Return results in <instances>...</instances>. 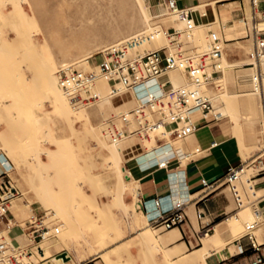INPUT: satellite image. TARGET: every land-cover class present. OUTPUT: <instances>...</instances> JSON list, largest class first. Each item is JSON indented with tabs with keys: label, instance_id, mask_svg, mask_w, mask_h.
Listing matches in <instances>:
<instances>
[{
	"label": "rangeland",
	"instance_id": "obj_1",
	"mask_svg": "<svg viewBox=\"0 0 264 264\" xmlns=\"http://www.w3.org/2000/svg\"><path fill=\"white\" fill-rule=\"evenodd\" d=\"M143 2L154 15L166 12L154 13L151 2ZM210 2L215 4L216 25L203 16L209 5L203 0L191 7L193 18L176 20L169 13L152 18L155 25H164L158 29L161 34L157 38L152 36L155 30L144 34L150 35L148 39L139 35L144 29L143 13L134 0H0V123L6 124L0 129V153L3 151L12 163L9 164L3 155L0 158L7 168L12 164V182L21 192L12 201L11 210L17 223L24 228L35 216L43 217L42 224L50 228L60 227L57 236L34 242L26 231L19 236L14 230L9 232L0 222L2 240L9 244L13 240L15 245L14 240H17L25 251L36 253L28 258L32 261L30 264H71L69 260L77 264L86 259H94L97 264H183L181 257L173 258L170 254L171 257L168 254L171 250L164 246L133 245V238L129 237L134 222L119 206V195L131 192L134 186L135 179L127 165L133 161H129L130 158L138 154L137 147L140 144L145 149L159 146L155 137L147 140L137 134L123 137L121 142L113 145L107 135L110 119L121 125L119 116L137 108L135 92L122 91L123 88L116 85L121 92L114 96L111 84L100 76L96 81L99 88L95 86L94 89L97 98L89 103L75 102L61 86L57 72L60 68L98 72L97 65L103 53L139 36L143 37L142 42L128 44L129 55H142L160 48L184 56L192 55L211 76L208 83L198 88L200 92L210 98L223 91L235 108L232 111H238L241 124L236 126L237 133L233 132L235 122L226 120L235 137L231 140L242 161L246 162L264 146L263 135V142L260 137L254 141L249 127L250 120L255 118L264 122L261 100L257 94L245 96L254 71L252 62H245L253 53V18L255 16L256 26L264 19V12L254 9L253 0ZM218 4L224 5L217 7ZM245 17L247 21L243 20ZM259 23L257 27L263 29L264 21ZM224 25L234 27L230 34L226 33ZM170 26L181 32L178 37L168 36ZM216 42L223 44L222 54L229 62L220 57L211 60V48ZM215 69L222 73L211 75ZM169 75L175 90L190 84L185 69L172 70ZM246 98L254 99L258 105L251 107ZM162 99L170 101V93ZM149 114L151 120L161 116L156 111ZM138 126L137 121L130 123L131 130ZM170 141L171 137L164 143ZM175 141L185 152L195 149L189 145L191 135ZM153 153L151 151L149 158ZM173 154H176L175 150L168 155ZM145 156L144 151L136 156L139 163L144 162ZM121 166L128 170L132 185L125 186L118 181ZM245 175L238 181L243 208L237 207L228 187L231 212L223 218L226 219L224 228L210 230L211 236L207 238L212 253L200 264H212L211 260L217 255L230 257L236 250V242H246L243 237L245 225L256 219L255 208L260 206L257 197L264 192L254 195L251 191L255 184L251 178L253 172L250 170ZM244 178L251 180L247 182ZM125 197L128 202L133 201L131 194H125ZM239 211L240 215H235ZM193 216V224L199 230L197 216ZM143 225L142 228L154 237L161 235L162 229L151 228L147 221ZM258 233L259 242H264V235ZM121 238L129 239L115 245ZM201 244H204L203 239L199 244L192 243L189 251ZM108 246L112 247L110 250L116 248L114 254L108 250L109 255L113 254L111 257L107 256L108 251L100 254ZM248 255L251 253L244 256Z\"/></svg>",
	"mask_w": 264,
	"mask_h": 264
},
{
	"label": "built area",
	"instance_id": "obj_2",
	"mask_svg": "<svg viewBox=\"0 0 264 264\" xmlns=\"http://www.w3.org/2000/svg\"><path fill=\"white\" fill-rule=\"evenodd\" d=\"M150 1V0H149ZM264 0H253L254 9L258 8L260 3ZM156 6L162 7L166 12L158 15H166L167 13L175 15L176 20H185L193 18V10L191 7L179 5V0H156ZM264 18V15H263ZM258 24L254 30V42L253 53L256 59L260 60L264 54V28H258ZM181 32L176 27L170 26L167 28L168 36L178 37ZM190 33V32H189ZM187 37H190L189 35ZM144 38H150V35H144ZM143 37L139 36L128 41L121 46H115L107 53H103L102 60L98 63L99 71L82 72L78 69H63L60 68L57 72L59 82L66 93L73 101H82L85 103L92 102L97 98L94 89L96 81L100 76H103L111 85L113 95H119L121 90L116 87L117 84H121L122 91H131L145 84L152 78H158L161 81L163 90L170 93V101L164 103V99H161L152 94L149 95L145 102L139 103L135 110H132V118L138 122L137 129L131 130V119L126 115H120L119 120L121 125H116L114 119H110L107 125V129L110 132L111 137L116 140L130 134H137L141 138L150 140L155 137L158 144H163L168 138L176 140H184L188 135H191L197 129V122L194 113L202 114L206 116L213 108L210 98L198 89L202 84L210 81V74L207 68L198 63L196 57L192 55L184 56L181 53L174 54L169 49L160 48L157 50H151L144 55L128 56L127 49L128 44H137L142 42ZM133 46V45H132ZM224 48L221 42H216L212 45L210 57L212 61L219 58L222 55ZM215 67L216 64L213 63ZM175 69H185L190 80L188 86L175 90V86L168 77V73ZM222 73L221 70H213L211 75ZM258 87L256 93L261 100V105L264 115V71L262 66L258 67L257 73ZM156 111L161 115L158 120H151L149 118L150 112ZM138 154L145 149L141 144L137 147ZM200 152V147H196L193 151L185 152L184 158H192L196 153ZM4 156V159L12 163V160L2 151L0 153ZM137 154V155H138ZM0 155V157H1ZM137 155L130 158L129 161L137 162ZM174 158H181L177 153L173 157L160 161L159 163L151 166L150 168L157 167L159 169L169 168V163ZM244 162L237 166L229 168L223 177L217 182H223L229 187L236 205L238 208L244 206V200L241 191L238 186V179L240 173L244 169ZM251 166L255 170V174L252 179L260 178L261 182H256L254 186L260 185L264 182V150L258 152V154L252 159ZM147 168L145 170H148ZM13 171L12 168L3 166V170L0 173V178L7 176V181L0 182V222L6 226L9 232L17 227L23 228L17 223L15 216L11 212L12 201L21 195V192L16 188L12 182V178L9 175ZM6 184L8 186H6ZM202 184L204 187L210 188L214 184L209 183L206 178H202ZM5 188V190H4ZM164 197L158 196L150 200H144L138 198L139 208L145 211L148 215L153 213L149 218L151 226L154 228H163L164 230H170L172 228H178L188 222V215L185 210L187 202L183 200H177L171 202L169 206H165L163 202ZM258 204L260 213L264 216V195L258 196ZM262 204V205H261ZM203 212L199 211L197 217L202 218ZM43 217H32L26 222V227L23 228V232L26 231L30 236V239L36 242L55 237L60 232V227L55 226L50 228L48 225L42 224ZM258 227V222L247 224L243 237L245 243L242 241L236 242V254L230 256L223 261V264L231 263V260L235 256H244L247 253H251L253 256L248 264H264V243H260L255 234ZM209 226H203L199 230H194V242L201 241L204 235L210 232ZM16 245H9L0 238V264H30L32 261L28 260L35 252L32 250L25 251L21 248L18 241L14 240ZM14 243V242H13ZM77 264H97L94 259H86L79 261ZM232 264V263H231Z\"/></svg>",
	"mask_w": 264,
	"mask_h": 264
},
{
	"label": "crops",
	"instance_id": "obj_3",
	"mask_svg": "<svg viewBox=\"0 0 264 264\" xmlns=\"http://www.w3.org/2000/svg\"><path fill=\"white\" fill-rule=\"evenodd\" d=\"M202 1L203 0H179V5L192 7L200 4ZM150 2L154 13L163 10L162 7L155 5L156 0H150ZM206 2L210 3V0H206ZM222 5L224 4H218L217 7ZM259 10L264 12L263 2L260 3ZM167 102H169V100H164L165 105ZM195 120L197 122V129L191 134L189 145L195 148L200 147V152L196 153L192 158L186 159L183 157L182 154L185 153V150L182 145L171 144L165 148V150L160 148L153 153V157L151 158H149L150 155L145 156L144 162L142 163H139L137 160V162L132 161V163L130 162L127 165L132 177L139 183L138 198L150 200L161 196L164 197L165 206H169L171 202L177 198L186 199L187 205L185 210L189 219L188 222L178 227V229L172 228L170 230H164L163 228H154L149 222L150 216L148 217V226L157 230L162 229L159 233L161 235L157 238L155 237L160 246H164V248L171 250L170 252L175 251L176 247L179 246L183 249L181 254L188 253L191 244L195 243L194 230H196V228L192 221L193 214L197 216L199 211L203 212L202 218L199 219L197 217L196 219L199 228L205 225L209 226L211 229H215L217 226H219L220 229L225 227L226 219L223 218L231 212L229 208L232 205V200L226 184L217 181L223 177L229 168L243 162L231 140L233 135L227 120L217 119L215 117L210 118V112L206 116L197 114ZM5 127V123H0V129H4ZM170 148L175 150L181 158H174L171 160L168 170L159 169L157 167L145 170L147 167L152 166L162 155H168L169 152L172 151ZM187 150H189L187 152L191 151L190 149ZM0 165L2 167L5 165L1 158ZM202 178H206L209 183L214 185L206 189L202 184ZM254 180L256 182H261L260 178H255ZM2 181L6 182L7 176L1 177L0 182ZM6 186L8 185L6 184ZM262 188H264V182L256 186V189ZM127 194H131V192H126V196ZM123 196L127 201L125 194H123ZM240 212L241 211L235 213V215H240ZM36 213L38 212L36 211ZM22 229L17 227L14 229V232L22 236ZM135 234L136 232H133L131 236ZM234 245L239 246V244ZM234 254H236V250L232 255ZM215 255H217V253H215ZM177 257H181V255L174 256L173 258ZM252 257V255L235 256V258H232L231 262L235 260L232 264H248ZM227 258L229 257L217 255L211 262L212 264H223V261ZM68 262L75 264L72 260Z\"/></svg>",
	"mask_w": 264,
	"mask_h": 264
},
{
	"label": "bare ground",
	"instance_id": "obj_4",
	"mask_svg": "<svg viewBox=\"0 0 264 264\" xmlns=\"http://www.w3.org/2000/svg\"><path fill=\"white\" fill-rule=\"evenodd\" d=\"M19 2H20V0H19ZM134 2H135V5H137V7H139L140 9H141V12L143 13L142 14V17H143V22H144V29H143V32L142 33H140L139 35H144V34H149V32L150 31H153V30H155L154 31V33L152 34V36L153 37H155V38H157L160 34H161V31L160 30H158V29H162V25H164V24H157V25H155L154 24V22L152 21V18H156V17H159V16H161V15H158V14H152L150 11H148V9H146V7L144 6V2H143V0H134ZM207 4V3H206ZM215 4L214 3H209V5H208V7H206L205 9H204V11H203V16H206L207 18H209L210 19V23H212L213 25L215 24H217V22H218V18H217V14H216V9H215V6H214ZM18 6V5H17ZM20 6V5H19ZM20 8V7H19ZM13 11V10H12ZM18 12V11H17ZM14 13H16V11L14 12ZM23 16V15H22ZM172 16H175V15H172ZM19 18V17H18ZM25 17H23V19H24ZM21 20V19H20ZM243 20H245V21H247V18L245 17V18H243ZM254 20H255V16H254V18H253V30H252V34L254 35V30H255V22H254ZM261 21H264V19L263 20H261ZM261 21H259V22H261ZM157 22V21H156ZM258 22V25L260 24ZM22 24V23H21ZM225 26V25H224ZM217 28V27H216ZM225 28H226V30H227V34H230L231 33V30H232V28H234L233 26H225ZM23 29V28H22ZM26 29V28H25ZM157 29V30H156ZM27 30V29H26ZM23 34V33H22ZM28 34V33H27ZM254 39V38H253ZM242 46V45H241ZM243 47V46H242ZM231 49V48H230ZM151 51V50H150ZM149 52V51H148ZM171 52L172 53H174L172 50H171ZM147 53V52H146ZM145 53V54H146ZM127 54H128V56H131V57H134V56H138V55H129V53H128V49H127ZM174 54H176V53H174ZM142 55H144V54H142ZM228 55V54H227ZM8 56V55H7ZM9 57V56H8ZM7 58V57H6ZM220 58H222L223 60H225V61H227V62H229V60H227L226 58L227 57H225L224 56V54H222L221 56H220ZM15 59V58H14ZM41 59V58H40ZM10 60V59H9ZM16 60V59H15ZM245 62H252V67H253V69H254V71H253V74H252V76H251V84H249L248 86L250 87V89L249 90H247V94H245V96H250V95H252V94H257L256 93V89H257V87H258V83H257V73H258V67L260 66V64H261V66H262V69H263V71H264V54L261 56V58H260V60H258V59H256L254 56H248L247 58H246V61ZM2 63V62H1ZM16 63H17V60H16ZM241 64V63H240ZM17 67V66H16ZM97 68H98V70H99V67L97 66ZM252 70V69H251ZM11 71V70H10ZM80 71H82V70H80ZM82 72H86V71H82ZM171 72V71H170ZM169 72V73H170ZM7 73H8V71H7ZM169 73H168V77H169V79H170V75H169ZM3 74V73H2ZM230 75V74H229ZM20 78V77H19ZM104 80L106 81V82H108L105 78H104ZM171 81V80H170ZM233 82V81H232ZM109 83V82H108ZM110 84V83H109ZM117 85H120V87H121V84H117ZM111 87H112V85H111ZM96 88H99V83L97 84V86H96ZM113 90H112V88H111V94H113ZM133 92H135V94H136V97H137V100H138V105H139V103H143V102H145L146 100H147V98L149 97V95L150 94H152V95H154V96H157V97H159V98H163L166 94H169V92H167V91H165V90H163V88H162V86H161V81L158 79V78H152V79H150V80H148L145 84H143V85H140V86H138V87H136L134 90H133ZM68 94V93H67ZM225 94L227 95V93H224L223 91H220V92H216V93H214L211 97H210V101L212 102V105H213V108L211 109V111H212V114H210V115H212L213 117H215V118H217V119H222V120H230L231 122L232 121H234L235 122V127H233L234 128V130H233V132H234V134L235 133H237V129H236V126L237 125H240L241 123H240V121L238 120V116H240L239 115V113H238V115H237V109H236V113L234 112V111H232V109L234 108V106L226 99V96H225ZM229 95V94H228ZM242 95V94H241ZM254 99H256V97H254ZM254 99H252V98H246V100L248 101V103H249V105L251 106V107H254L255 105H258V104H256L257 103V101H255ZM75 102H78V101H75ZM80 102H82V101H80ZM235 109V108H234ZM121 115H126V116H128L130 119L132 118V113H131V110L129 111V112H126V113H123V114H121ZM133 121H135L134 120V118H132L131 119V122H133ZM258 124H260L261 125V128H259L258 127ZM120 125V124H119ZM234 126V125H233ZM249 127H250V136H252L251 138H253V140L254 141H256L255 140V138H258V137H260L261 138V140H262V142H263V138H264V122H263V120L262 119H252V120H250V123H249ZM107 130V135L109 136V138L113 141V145H114V142H118L119 140V142H121L122 140H123V137L122 138H120V139H116V140H114L112 137H111V135H110V132L108 131V129H106ZM263 135V138L261 137ZM130 136V135H129ZM124 137H127V136H124ZM235 137L233 136L232 137V140H235L234 139ZM176 139H173V138H171V141L170 142H166V143H164V144H161V145H159V146H156V147H154V148H152V149H148L147 148V150H145L144 151V154L146 155V156H148L150 153H151V151H153V152H156V151H158L160 148H163V147H167V146H169V145H174L175 144V141ZM258 140V139H257ZM259 141H260V139H259ZM112 143V142H111ZM125 143V142H124ZM122 146V145H121ZM125 146V145H124ZM111 147H112V145H111ZM114 147V146H113ZM119 147V146H118ZM121 148V147H120ZM123 148V147H122ZM121 148V149H122ZM116 149V148H115ZM264 150V146L258 151V152H260V151H263ZM115 151V150H114ZM118 151H119V149H118ZM116 152V151H115ZM258 152L255 154V156L258 154ZM117 154V153H116ZM1 155V154H0ZM141 155V157L139 158V160L141 161L142 160V154H140ZM174 156V154L173 155H162L161 156V158H159L153 165H155V164H157V163H159L160 161H164V160H167V159H169V158H171V157H173ZM254 156V157H255ZM254 157H252L251 159H249L248 161H246V162H244L245 164H244V169H243V171L240 173V176H239V179H238V181L240 182L241 180H242V176H244L246 173H248V171H252L253 172V175L255 174V170L253 169V167L251 166V161H252V159H254ZM7 161V160H6ZM8 162V161H7ZM9 164H10V162H8ZM116 163H117V161H116ZM118 164V163H117ZM152 165V166H153ZM8 167V166H7ZM119 167V166H118ZM117 167V168H118ZM151 166H149V167H147V168H150ZM11 168H12V164H11ZM116 168V169H117ZM146 168V169H147ZM120 169V172H119V179H118V181L120 182V183H124V185L126 186V185H128V186H130V185H132L131 184V182L133 181L132 180V178H131V176H130V174H129V172H128V170L124 167V166H121V168H119ZM3 170V167L0 165V172ZM252 175V176H253ZM245 177H246V175H245ZM248 177V176H247ZM252 178V177H251ZM241 179V180H240ZM245 179V178H244ZM243 179V180H244ZM246 180V179H245ZM248 180H251V179H248ZM248 180H246L247 182H248ZM253 180V179H252ZM254 181V183H255V180H253ZM250 182V181H249ZM122 183V184H123ZM253 183V182H252ZM121 184V185H122ZM130 184V185H129ZM138 182L136 181V180H134V186H133V189L132 190H130L131 191V194H132V196H133V198H132V202H128V201H126L125 199H124V196L121 194V191H120V194L121 195H119L120 197H119V206L122 208V210L124 211V213H126L128 216H129V218L131 219V220H133V222H134V228L131 230V232H136V234L135 235H132L131 237H129V238H133V245L135 244V245H140V246H152V245H160L159 244V242L157 241V239L152 235V233L150 232V231H148V230H146V229H144V228H142V225L145 223L146 224V221L148 222V217L149 216H152V214L153 213H151L150 215H148L145 211H143L141 208H139V204H138ZM250 184V183H249ZM251 185V184H250ZM252 186V185H251ZM119 188V187H118ZM121 188H122V186H121ZM126 188H128V187H126ZM131 188H132V186H131ZM251 191H252V193L254 194V195H256L257 193H260V192H264V188H262V189H256V187L254 186L253 188L251 187ZM54 190V189H53ZM126 190V189H125ZM57 191V190H56ZM127 191H129V190H127ZM126 194V193H125ZM128 195V194H127ZM263 195H264V193H263ZM259 196H262V195H259ZM177 200H183V201H186V199H184V198H177V199H175V200H173V201H177ZM163 202H164V199H163ZM55 204V203H54ZM134 206V207H133ZM243 208V207H242ZM10 209H11V207H10ZM257 210H259V207L258 208H255V220L253 221V222H258V227H257V232L255 231V234L256 233H258V232H261L263 235H264V216H262L260 213H258L257 212ZM12 211V210H11ZM254 216V215H253ZM227 221H229V220H227ZM253 222H248L247 224H251V223H253ZM144 224V225H145ZM246 224V225H247ZM143 225V226H144ZM246 225H245V228H246ZM198 226V225H197ZM217 227H219V226H217ZM152 228V227H151ZM154 229V228H153ZM175 229H178V228H175ZM215 229H216V227H215ZM155 230H157V229H155ZM224 232V231H223ZM128 233H130V231L128 232ZM220 233L221 232H219V235H220ZM259 234V233H258ZM218 235V236H219ZM208 236H211L209 233L207 234V235H204L203 237H202V239H203V241H204V244H201L200 245V247L198 246L197 248H195V249H193V250H190L188 253H185V254H181L182 252H183V249L181 248V247H179V246H177L176 247V249H175V251H172L171 253H168L169 255L171 254L173 257L174 256H179V255H181V259H183L182 261H181V263H183V264H200L204 259H206L207 258V256L208 255H210L211 253H212V251H211V242H210V240L207 238ZM9 237V236H8ZM7 237V238H8ZM212 237H213V235H212ZM129 238H127V239H123V238H121L119 241H118V243H115V245H117V244H120V243H122V242H124V241H126V240H128ZM214 238V237H213ZM33 241V240H32ZM44 240H42L41 242H43ZM259 241V240H258ZM5 242L7 243V244H9V242L7 241V240H5ZM130 242H132V241H130ZM261 243H264V242H261ZM131 244V243H130ZM9 245H14V243L13 244H9ZM112 247H114V245L112 246ZM111 246L109 247H106L105 249H104V251L103 252H101L100 254H102V253H104V252H107L108 250H110L111 248H112ZM21 248H22V246H21ZM116 249V248H115ZM115 249H113V250H110V251H113V254H114V250ZM110 251H108V254H107V256L109 255V252ZM119 251V250H118ZM117 250H116V252H118ZM115 252V253H116ZM111 253V252H110ZM113 254H110L111 256H113ZM109 255V257H111ZM170 255V256H171ZM105 256V255H104ZM171 256V257H172ZM171 260H172V258H170ZM178 259V258H177ZM174 260V259H173ZM180 261V260H179Z\"/></svg>",
	"mask_w": 264,
	"mask_h": 264
}]
</instances>
